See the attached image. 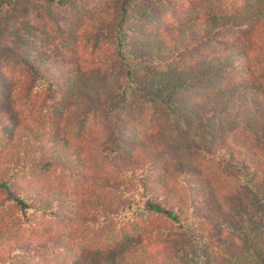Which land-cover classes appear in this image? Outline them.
Returning a JSON list of instances; mask_svg holds the SVG:
<instances>
[{
  "label": "trees",
  "instance_id": "trees-1",
  "mask_svg": "<svg viewBox=\"0 0 264 264\" xmlns=\"http://www.w3.org/2000/svg\"><path fill=\"white\" fill-rule=\"evenodd\" d=\"M207 1L179 0L190 14L171 22L160 21L171 0H112L91 16L85 39L108 41L120 60L109 86L78 60L30 53L34 16L55 23L71 0H0V69L18 67L26 93L45 95L36 125L0 112V213L54 225L30 240L0 220V264H264V0L195 14ZM88 102L113 111L133 153L111 160L109 172L100 136L79 143L46 125L49 104L81 120ZM179 104L204 126L201 140L181 144L204 166L165 156L171 134L159 125L136 128L146 108ZM124 107L125 117L115 115ZM224 112L226 137L211 132ZM127 211L144 224L127 236L133 244L82 258L85 242L122 230L115 219ZM153 239L161 245L152 250Z\"/></svg>",
  "mask_w": 264,
  "mask_h": 264
},
{
  "label": "rangeland",
  "instance_id": "rangeland-1",
  "mask_svg": "<svg viewBox=\"0 0 264 264\" xmlns=\"http://www.w3.org/2000/svg\"><path fill=\"white\" fill-rule=\"evenodd\" d=\"M111 1L71 0V4L60 11L59 18L56 19L55 23L50 22L41 15L34 16V23L30 27L31 31L28 34L30 53L52 54L61 56L66 60H78L84 66L85 71L87 70L86 73L97 74L96 78H99L102 84L103 82L109 86L116 84L117 72L121 64L120 60L112 55L108 41L101 39L99 44L94 45L92 41L84 37V31L89 24L91 16L103 11ZM178 1L171 0V3H169L171 5L169 6H166L167 2L164 4L169 10L167 11L168 13L161 12L162 19L160 21L171 22L172 20L189 16L190 13L185 11V7ZM246 1L248 0H222L220 3L217 0H209L206 3L197 2L193 5V11H195V14L199 10L201 12L209 10L226 12L232 10L234 6H241ZM160 21L158 18H154L151 24L159 23ZM44 98V93H36L34 90L31 93H26L18 67L5 66L0 69V112L13 114L14 119L28 125H36L35 123H39L38 121L41 120L42 111L45 112L43 106ZM132 98V95L128 97L127 94L125 99L131 101ZM49 105L56 112L51 115L52 125H46L53 127L54 132H58L62 136L79 143L86 142V139L91 136H100L98 142L107 149L108 155H111L110 160L106 159L103 161L104 167L102 171L109 172V169L113 167L114 161L121 160L124 157L127 158L133 154L131 151H126L128 148H125V138L123 136L117 137L118 130L114 127L113 111L103 110L96 103L88 102L86 104L89 112L88 116L81 120H75L72 117L59 116V112L64 109L63 103H57L55 107L52 106L53 104ZM144 114L140 122L136 121V123L138 122V127L136 128L138 131L140 130L139 132L150 129L154 125H159V128L170 132L171 137L164 151L165 156L168 158L189 159L194 164L204 166L202 159L195 158V155H191L190 151L181 146L184 140H201L204 130V126H198L195 122L196 120L191 114L186 112L182 104L169 110L160 109V105L156 106V108L150 106L144 110ZM115 115L125 117V107L118 109ZM42 119L47 120L46 117ZM230 119L229 113L224 112L218 115L211 132L213 131L215 134L226 137L231 128ZM156 121H158V124H154ZM122 128H124V125ZM9 138L11 140L13 137L10 135ZM201 158H203V155H201ZM32 174L28 173L26 175L33 176ZM24 181L25 179H21L20 183L23 184ZM72 194L75 195V193ZM32 218H21L20 221L12 208H7L4 215L0 213V220L11 231L22 236L23 239L35 240L39 237L43 238L49 230H53L54 225H50L49 216L46 218L42 215H37V217L35 215V219L33 220ZM16 221H18V224L14 225ZM139 221L140 218L131 211L118 215L115 222L116 224L120 222L121 226H123L122 230L111 231L109 235L101 238L98 245L94 241L88 240L78 250L80 255L82 258H91L98 253H108L115 249L128 247L133 242L126 240L127 236L131 235L130 238L134 236L138 238V234L142 230L141 227L144 224L143 222L139 223ZM132 223H139V226L137 224L133 226L134 228H131L130 224ZM142 241L145 242L146 239ZM160 245L153 239L150 247L153 250Z\"/></svg>",
  "mask_w": 264,
  "mask_h": 264
}]
</instances>
